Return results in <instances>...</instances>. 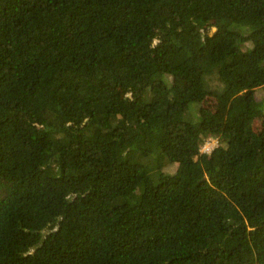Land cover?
<instances>
[{
	"label": "trees",
	"instance_id": "1",
	"mask_svg": "<svg viewBox=\"0 0 264 264\" xmlns=\"http://www.w3.org/2000/svg\"><path fill=\"white\" fill-rule=\"evenodd\" d=\"M0 264H264V0H0Z\"/></svg>",
	"mask_w": 264,
	"mask_h": 264
},
{
	"label": "rangeland",
	"instance_id": "2",
	"mask_svg": "<svg viewBox=\"0 0 264 264\" xmlns=\"http://www.w3.org/2000/svg\"><path fill=\"white\" fill-rule=\"evenodd\" d=\"M108 89H110V87H108ZM111 93L113 94V89H110ZM215 105H216V102H215ZM218 142V138H215V137H210L208 138L204 143H203V152H207V151H211L214 146L217 144Z\"/></svg>",
	"mask_w": 264,
	"mask_h": 264
}]
</instances>
